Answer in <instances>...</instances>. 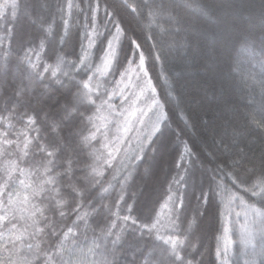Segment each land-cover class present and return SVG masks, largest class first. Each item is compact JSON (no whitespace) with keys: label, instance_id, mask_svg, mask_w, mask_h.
Listing matches in <instances>:
<instances>
[{"label":"snow or ice","instance_id":"1","mask_svg":"<svg viewBox=\"0 0 264 264\" xmlns=\"http://www.w3.org/2000/svg\"><path fill=\"white\" fill-rule=\"evenodd\" d=\"M186 10L215 20L214 30L192 25ZM242 10L234 0L0 2V264H121L129 254L126 264H205L213 196L222 217H243L244 264H264V47L251 57L258 78L242 70L239 50L255 52L235 19ZM129 17L152 42L147 53ZM73 28L79 53L67 47ZM172 59L183 61L176 71L166 70ZM149 64L186 127V102L218 113L208 158L172 129ZM184 72L209 79L186 88ZM231 85L240 101L210 103ZM141 164L147 180L163 175L155 199L140 188L129 195ZM229 223L219 264H229Z\"/></svg>","mask_w":264,"mask_h":264},{"label":"trees","instance_id":"2","mask_svg":"<svg viewBox=\"0 0 264 264\" xmlns=\"http://www.w3.org/2000/svg\"><path fill=\"white\" fill-rule=\"evenodd\" d=\"M2 2V0H0ZM103 2V0H102ZM178 3L182 2V0H177ZM234 2L242 7V11L236 14L235 19L237 24L239 25L241 31L247 33L250 37V43L254 45L255 52L253 53L250 49H240L238 52V57L240 64L242 66V70L245 71H254L257 74L260 72L259 66L253 67V61L251 57L254 55L256 59H259V54L264 47V26L260 23V14L262 11V4H264V0H234ZM9 9V13H10ZM184 15L191 21L192 25L198 27L202 32L211 33L214 30L215 20H210L206 17H202L199 13L194 10L189 11L186 10ZM130 21L129 28L131 30H135L137 35L140 37V42L144 44L145 52L147 53L150 46L151 41H146L144 39V32L141 31V27L137 26L134 19L131 17L128 18ZM129 31L128 35H132V31ZM73 40L69 42L68 48L71 49L73 44H75V51L79 53V41L76 38V29H72ZM157 40H161L162 38L159 36V33H154ZM101 51L97 49L96 58L99 59ZM138 61V56H137ZM183 63V61L179 59H172L166 65L167 69H172L173 71L178 70L173 66H179ZM150 70V75L153 78V83L157 88L158 95L162 102L166 104L167 110L171 113L172 116V129L179 130L182 132L181 139L187 140L189 146L193 149L194 152L199 153L202 159H206L207 151H213V147L211 146V141L209 139L210 135L213 133V129L216 131H220L218 125L220 123L218 118V113L215 111H205L204 105L195 104L191 102L187 103V112L186 114L190 118L191 124L194 126L186 127L183 120L177 115V105L172 97L168 95L169 92V83L160 78V69L159 65L153 66L152 64L147 65ZM119 74L117 73V77ZM207 79H209L205 74H192L184 72L181 74L179 79V83L183 84L186 88L191 87L193 84L203 83ZM244 96V91L239 85H231L229 88V92L226 97L222 99H215L210 101V103L219 107L224 100L229 101H240L241 97ZM115 103H119V100L115 101ZM132 143L135 144L136 137L132 136ZM174 136H170L169 142L174 140ZM207 142V143H206ZM251 140H246L245 143H250ZM253 146L258 147L259 142H255ZM174 148L175 145H172ZM125 148L130 152L131 149L125 145ZM222 159L224 157H221ZM218 162V161H217ZM214 166V165H212ZM145 165H140V174L135 176L134 181L132 182V187L129 190V195L131 192L137 191L138 188L144 190L146 193L151 192L152 198L155 199L157 195L164 191V187L166 185L163 184V175L158 171L157 175L160 177L159 181H149L143 176V169ZM169 178H171V173L168 174ZM225 182L230 183L227 177H225ZM147 185V187H145ZM154 189V191H153ZM234 191H237L239 195L244 196L245 199H249V194L245 193L243 189L233 188ZM143 200L144 197H141ZM213 203L215 207L209 206L208 214L203 218V241L201 251L204 253V261L205 264H219L218 258L216 256V249L219 247L221 251H223L225 247V241L223 239V227L225 222L230 220L228 224L230 231L228 233L229 238L233 241L232 245L229 248V264H244L246 257L240 251V244L238 240L239 235V225L243 223V217L239 218V222H237V217L235 213L232 214L231 217L228 216V213L225 211L223 217L220 215V207L219 202L216 201V198L212 197ZM238 203V202H237ZM159 207V205H156ZM239 211V208L236 209ZM130 258V254L126 257H122L121 264H126L127 259ZM261 257H257V264H261Z\"/></svg>","mask_w":264,"mask_h":264},{"label":"rangeland","instance_id":"3","mask_svg":"<svg viewBox=\"0 0 264 264\" xmlns=\"http://www.w3.org/2000/svg\"><path fill=\"white\" fill-rule=\"evenodd\" d=\"M132 79L135 80V76H133Z\"/></svg>","mask_w":264,"mask_h":264}]
</instances>
